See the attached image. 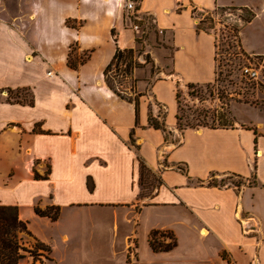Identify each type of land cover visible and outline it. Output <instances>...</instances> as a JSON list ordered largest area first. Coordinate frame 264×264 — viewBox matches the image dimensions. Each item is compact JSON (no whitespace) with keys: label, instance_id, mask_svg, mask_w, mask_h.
Instances as JSON below:
<instances>
[{"label":"crops","instance_id":"crops-1","mask_svg":"<svg viewBox=\"0 0 264 264\" xmlns=\"http://www.w3.org/2000/svg\"><path fill=\"white\" fill-rule=\"evenodd\" d=\"M134 2L131 18L117 0L0 1L11 5L0 12V205L17 207L50 248L42 264H264V106L231 105V127L177 126V94L216 79L214 38L199 22L215 9L255 12L241 48L264 60V39L244 32L264 25V0ZM72 45L87 54L76 69ZM117 48L141 67L120 92L138 95L137 124L134 98L105 81ZM21 88L32 106L6 101L5 89ZM140 161L156 178L149 197L139 196ZM52 206L55 221L35 214ZM154 232L175 246L154 252Z\"/></svg>","mask_w":264,"mask_h":264},{"label":"rangeland","instance_id":"rangeland-1","mask_svg":"<svg viewBox=\"0 0 264 264\" xmlns=\"http://www.w3.org/2000/svg\"><path fill=\"white\" fill-rule=\"evenodd\" d=\"M1 4L0 12L2 8H6L8 11L11 10L10 4ZM245 9H242V11L227 10L226 12H221L216 9L210 12L212 14L211 17L203 19V23L201 22V24L199 22L200 30L212 34L214 38L216 79L212 84L192 86L187 89V93L177 94V116L180 118L177 126H179V128L184 129L190 126H195L196 128L197 125L222 128L231 127L235 123V119L230 111L231 105L233 108L264 106V85L246 79L241 73L242 68L247 65L249 61L259 62L262 60L259 56H249L243 52L241 48V30L255 18V12L247 9L249 12L253 13L254 16L245 24L243 21V19L247 18ZM198 18H200V16H198ZM68 25L71 26L70 23ZM263 30L264 25L262 18H260L258 21L255 20L253 24L245 28L244 32L247 36L251 37L255 43H259L264 39ZM254 31H256L258 35H254ZM145 32H155L160 36V33L154 29L151 22L147 24V31ZM146 33L144 35L138 34L136 38L137 47L135 51L136 53H141L140 56L143 58L142 60L146 58ZM141 35L143 37H141ZM255 36L260 41H255ZM70 49L68 60L70 59L71 63L77 65V63L81 62V60L77 59L79 57L77 54V47L72 45ZM86 56L87 54L84 53V55H80L79 58L86 59ZM143 64L150 66L151 61L149 60V62H144ZM143 64L141 65L142 67ZM123 69L124 65H121L119 71ZM136 69H141V67ZM130 77L131 76H128V78L125 76L123 77L122 72L118 73L116 69L113 68L108 73V79H106V81L119 92H122L130 84L134 85L133 83H135V81L133 82ZM3 92L5 93L4 97L6 101L9 103L20 105H27L30 101L33 103V96L26 88L17 89L15 91L5 89ZM135 96L138 95L134 92V94L127 97L135 98ZM133 147H136V145H133ZM138 181L140 198L149 197L157 185L156 178L153 177L151 173L149 174V172L144 171L141 180ZM224 183L237 184L239 181L236 178H226L224 179ZM202 234L205 233L202 232ZM165 239L167 244L171 243V239ZM26 246L30 248V243L26 244ZM31 261H33V258L28 257L22 264H30Z\"/></svg>","mask_w":264,"mask_h":264},{"label":"trees","instance_id":"trees-1","mask_svg":"<svg viewBox=\"0 0 264 264\" xmlns=\"http://www.w3.org/2000/svg\"><path fill=\"white\" fill-rule=\"evenodd\" d=\"M245 8H221L217 9L221 12H226L227 10H241ZM216 10V9H215ZM247 13V18L243 19L244 23H248L253 18V13L249 12L245 9ZM208 19V18H206ZM203 23V20L200 21ZM200 24H198V28L200 29ZM237 31V30H236ZM238 32V31H237ZM133 50H120L116 49L114 56L110 62V64L104 70L105 81L108 73L115 68L116 72H122V76L128 77L131 75L134 68L138 67V64L135 61ZM87 57V56H86ZM86 59H81L80 64L84 63ZM68 66L72 69H76L77 65L70 62V59L67 62ZM124 65V69L119 71V67ZM108 87L113 91V93L127 101H131L130 97H126L121 94L116 88L111 86L108 81H106ZM135 104L136 118L135 123L138 122V99L137 96L133 99ZM28 106H32L33 103L30 101ZM180 118L177 116V124H179ZM148 123L153 128H159L160 125L158 122L149 116ZM200 125H197L198 127ZM205 126V125H203ZM191 128H195V126H190ZM207 127V126H205ZM149 172L144 164L139 162V180L143 175V172ZM150 174V172H149ZM34 179H45L44 177H40L36 173L34 174ZM89 191L92 190V185L88 184ZM35 214L39 217H47L51 221H55L59 215L58 207H47L44 210H40L38 208L34 209ZM30 243V248L26 246V244ZM149 245L154 252H167L171 250L175 246V241L171 240V243L165 244L160 241L156 237V232L151 234ZM50 253V248L47 245H44L37 241L35 238L31 236V234L27 230V222H23L18 217V210L15 206H4L0 205V264H21L26 258L32 257L33 261L39 260L41 264L44 260H48V255Z\"/></svg>","mask_w":264,"mask_h":264},{"label":"built area","instance_id":"built-area-1","mask_svg":"<svg viewBox=\"0 0 264 264\" xmlns=\"http://www.w3.org/2000/svg\"><path fill=\"white\" fill-rule=\"evenodd\" d=\"M120 4V6L128 13L129 17H134V6L135 2L134 0H117ZM133 31L139 30V25L137 22H135L132 25ZM242 76H244L246 79L259 82L260 84L264 85V60H261L259 62H248L247 65H245L241 70ZM50 75V73L48 74Z\"/></svg>","mask_w":264,"mask_h":264}]
</instances>
